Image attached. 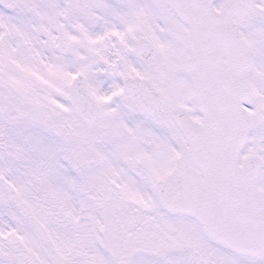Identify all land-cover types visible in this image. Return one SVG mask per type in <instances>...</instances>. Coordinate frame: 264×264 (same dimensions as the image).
<instances>
[{"label":"snow or ice","instance_id":"snow-or-ice-1","mask_svg":"<svg viewBox=\"0 0 264 264\" xmlns=\"http://www.w3.org/2000/svg\"><path fill=\"white\" fill-rule=\"evenodd\" d=\"M0 264H264V0H0Z\"/></svg>","mask_w":264,"mask_h":264}]
</instances>
